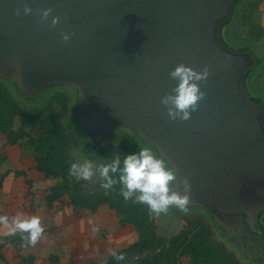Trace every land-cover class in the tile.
Here are the masks:
<instances>
[{"label":"water","instance_id":"obj_1","mask_svg":"<svg viewBox=\"0 0 264 264\" xmlns=\"http://www.w3.org/2000/svg\"><path fill=\"white\" fill-rule=\"evenodd\" d=\"M247 2L0 0V82L29 109L68 95L64 123L82 160L110 161L122 132L165 157L177 187L191 185L188 212L169 220L201 215L240 262L264 264V42L235 34ZM49 7L42 21L37 9ZM180 63L210 69L187 121L161 104Z\"/></svg>","mask_w":264,"mask_h":264},{"label":"trees","instance_id":"obj_2","mask_svg":"<svg viewBox=\"0 0 264 264\" xmlns=\"http://www.w3.org/2000/svg\"><path fill=\"white\" fill-rule=\"evenodd\" d=\"M263 2L248 0L239 16L237 36L264 41V28L255 19L252 20ZM256 82L264 90V69ZM44 103L41 108L29 109L0 82V133L12 146L26 138L27 145L36 153V170L45 177L59 179L48 190L45 198L47 209H53L57 203L64 201L77 213L87 211L95 214L101 207L108 206L119 217L121 227L129 226L136 232L137 238L133 243L116 251L124 255L123 261H116L110 254L105 261H92L90 264H243L216 238L205 218L183 216L180 221L184 222V226L180 229L176 227L177 231L165 238L157 231L159 216L150 215L144 205L125 201L120 195V185L105 194L98 178L97 187H87L83 180L71 178L68 170L75 161L71 160L70 151L76 137L61 119V113L67 112L68 97L58 92ZM17 119L20 120L19 128H15ZM141 148L145 147L139 145L133 136L122 133L113 157L119 154L122 160L123 156L138 152ZM2 237L5 238L4 235ZM6 246L29 253L30 246H23L19 234L4 239L0 249ZM21 259L24 264H36L38 261V257L31 254H24Z\"/></svg>","mask_w":264,"mask_h":264},{"label":"rangeland","instance_id":"obj_3","mask_svg":"<svg viewBox=\"0 0 264 264\" xmlns=\"http://www.w3.org/2000/svg\"><path fill=\"white\" fill-rule=\"evenodd\" d=\"M262 10L263 14L261 11L257 14L254 13L252 19L253 21L255 19L259 25L264 22V6ZM69 104L70 98L68 97L67 108ZM65 114L66 112L61 113L63 124H65ZM19 126L20 120L17 119L15 128H19ZM35 155L33 148L27 145L26 138L18 145L12 146L7 143L6 136L0 133V184L3 186L6 183L4 194L12 196L11 202L4 203V207L1 206L0 215H7L10 218L15 214L26 217L38 216L44 227L53 226L51 227L52 231L47 230L46 227V233L42 236V240L40 239L35 246L29 247L30 254L38 253L39 255L40 261L36 264H90L92 261H105L112 251L116 252L128 247L134 242V239L136 240L137 237L134 236L136 232L129 226L121 227L119 217L108 206L101 207L96 213L98 214L96 218L95 214L87 211L81 214L77 213L64 201L57 203L53 209H47L46 195L49 188L56 185L59 179L48 178L39 173L36 170ZM70 158L75 162L83 161L78 156L75 144L70 151ZM97 178L98 173L93 177V180L83 182L87 187H97ZM14 205L17 209L12 208ZM168 212L159 216L157 225L158 233L165 238L175 233L177 228L180 229L184 226L183 221L169 220ZM188 216L203 217L201 215ZM0 228H2L5 237L0 239L1 244L4 239L13 234L9 227L0 226ZM57 228L60 229V232L56 231ZM94 228H98V231H94ZM48 244L53 246L52 252L49 253L45 252V249L49 248ZM226 247L233 252L228 246ZM12 248L6 246L0 249V264H21L19 256L29 254L19 249L14 251ZM41 249L44 251L43 254ZM55 252H60L61 257L58 258H62L63 261L51 262L52 256H59V253ZM233 254L235 255L234 252Z\"/></svg>","mask_w":264,"mask_h":264},{"label":"clouds","instance_id":"obj_4","mask_svg":"<svg viewBox=\"0 0 264 264\" xmlns=\"http://www.w3.org/2000/svg\"><path fill=\"white\" fill-rule=\"evenodd\" d=\"M24 14L28 15L32 9L25 4ZM42 21H46L53 12L51 7L37 9ZM17 16L20 10L17 9ZM60 23L59 16H53L51 25ZM64 42L70 39V34L60 33ZM210 69L205 66L202 71H196L191 66L178 64L169 72V77L177 83L171 91L161 97V104L166 109L170 120L187 121L191 113L198 110L200 102L207 93L201 89V82H206ZM110 163L96 165L90 160L74 162L70 165L68 174L75 180L91 181L98 173L100 187L108 194L120 185V195L125 201L147 207L149 214L160 216L170 209H176L186 214L191 196V185L187 177L180 179L182 191L177 187L178 173L165 157L157 155L150 148H141L138 152L121 156L115 155ZM0 226L9 227L11 234H19L23 246H35L44 234V226L38 216L26 217L16 215L9 217L0 215ZM98 231V228H94ZM111 255L116 261L125 259L123 254L115 251Z\"/></svg>","mask_w":264,"mask_h":264},{"label":"crops","instance_id":"obj_5","mask_svg":"<svg viewBox=\"0 0 264 264\" xmlns=\"http://www.w3.org/2000/svg\"><path fill=\"white\" fill-rule=\"evenodd\" d=\"M263 6H264V2L262 3V5H261V7H260V10H259V11H261L262 14H263V10H262ZM260 24H261L262 27H264V22H263V23H260ZM5 189H6V183H5L3 186H1V188H0V201L2 200V202H0V208H1V206L4 207V206H3L4 203H9V202H11L10 199H11L12 196H9L8 194H4ZM5 193H6V192H5ZM17 207H19V205H17ZM12 208L17 209L15 205H14ZM97 213H98V212H97ZM97 215H98V214L95 213V218L97 217ZM15 216H16V214H15ZM13 217H14V216H13ZM46 227H47V228H46ZM46 227H44V229L46 228L47 230H49V231L51 230V231H52L51 227H53V226H51V227L46 226ZM55 227H60V226H55ZM59 230H60V229H58V228L56 229L57 232H60ZM1 233H2V228H0V239L3 238L2 236L4 235L3 233H2L3 235H2ZM134 236L136 237V234H135ZM52 237H53V236H52ZM53 238H54V237H53ZM41 240H42V239H41ZM133 241H135V239H134ZM133 241H132V242H133ZM62 244L64 245V243H62ZM48 246H49L50 249H49V248H46V249H45V252H47V253H49L50 251L52 252V250H53V246H52V244H48ZM12 249H13L14 251H17V249H14V248H12ZM41 250H42V254H43L44 251H43V249H41ZM55 253H57V254L59 253V256H52V258H51L52 261H51V262H54V263H55V262H58V261H63L62 258H58V257H61L60 252H55ZM29 254H30V253H29ZM19 255H20V254H19ZM31 255H35V256H37V257L39 256L38 253H36V254L33 253V254H31ZM55 255H56V254H55ZM109 255H110V254H109ZM109 255H108V256H109ZM19 257H21V256H19ZM4 261L7 262V260H4ZM8 261H10V260H8ZM39 261H40V258L38 257V261H37V262H39ZM18 263H19V262H18ZM20 263L23 264L21 258H20Z\"/></svg>","mask_w":264,"mask_h":264}]
</instances>
